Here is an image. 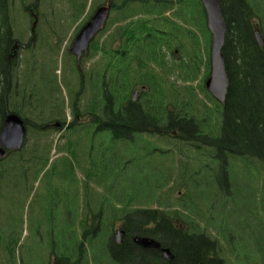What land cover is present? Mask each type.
<instances>
[{"label":"trees","instance_id":"obj_1","mask_svg":"<svg viewBox=\"0 0 264 264\" xmlns=\"http://www.w3.org/2000/svg\"><path fill=\"white\" fill-rule=\"evenodd\" d=\"M68 1L71 4L70 19L75 20V24L85 15L87 2L91 8L90 11L88 8L87 19L101 4L109 3L111 9L105 28L91 43V55L86 59L98 55L96 76L90 79L87 74V79H81L79 83H73L72 78L68 81L61 78L67 89V107L58 97V79L48 74L51 69L47 68L43 78L48 97L44 98L42 93L32 89L35 83H31L26 67L28 47L12 26V0H0V129L6 113L11 112L19 115L27 128L26 143L22 148L7 150L0 158V231L14 238L1 242L0 256L4 254V263L16 264L13 258L22 237V219L15 216V209L19 210L17 204L29 196L32 183L39 175L42 172L45 175L49 170L50 153L40 149L38 141L57 132L60 138L68 137L65 148L75 157L73 146L78 143L73 140L79 136V131L93 140L90 126L97 123L102 125L98 131L112 133L111 141L128 143L130 150L148 145L147 137L160 139L169 147L159 148L161 153L158 155L163 163L159 170L155 169L158 173L154 179L146 180L149 175L142 173L146 192L116 196L122 207H113L107 212L102 207L106 204L105 197L96 200L92 196L93 202L100 205V210H92L86 205L90 202L89 192L82 198L78 187L74 193L66 191L64 254L60 260L67 264H87L85 244H93L95 228L99 230L110 213V225L104 227V235L111 234L112 221L122 220L128 234L136 229L139 235L165 241L163 246L172 245L170 250L177 253L175 264H229L226 260L215 263L214 258L205 255L219 256L223 241L230 237L240 238L239 231L246 233L249 239L252 237L251 249L260 255L264 264V237L258 233L250 237L245 230L253 215L256 224L264 226V221L257 219L264 216V44L259 45L255 38V32L259 30L264 39V0H219L226 22L222 52L229 82L224 102L214 108L205 103L198 104L192 87L167 85L160 73L140 71L152 66L130 64L131 61H164L166 52L173 56V48H176L188 52L183 57L187 56V59L180 62L178 69L185 67L190 78L192 73L195 77L203 62L199 30L206 42L205 81L210 68V34L198 0ZM30 5L39 13V0ZM30 5H24V8ZM40 20L47 23L46 14H40ZM101 33H105L102 39ZM185 42L189 43V49ZM40 45L50 55L49 60H45L53 64L51 55L55 50L49 39L42 38ZM66 55L65 65L69 66L70 76H73L76 69L68 64L70 55ZM159 67L169 68L163 64ZM135 86L145 88L141 90L140 98L133 102ZM200 88L209 101L216 102L204 89V82ZM66 108L70 111L69 118ZM50 124L59 127L48 128ZM109 125L113 127L110 132ZM31 136L34 142L30 145ZM84 154L89 153L81 152ZM169 157L170 162H165ZM208 162L210 170L206 167ZM149 164L146 160V169ZM64 166L67 184L73 181L75 184L71 162L66 160ZM175 174L176 178H172ZM155 200L158 202L155 207H132L133 203ZM235 204L240 207L233 208ZM42 208V204L37 205V209ZM227 213L237 215L228 224L225 223ZM168 221L188 222L184 224L187 229L164 223ZM200 221L207 224L203 226ZM156 222L160 224H151ZM208 223L214 233L206 232ZM53 226L49 228L53 229ZM38 231L43 230L38 226L36 233Z\"/></svg>","mask_w":264,"mask_h":264},{"label":"rangeland","instance_id":"obj_2","mask_svg":"<svg viewBox=\"0 0 264 264\" xmlns=\"http://www.w3.org/2000/svg\"><path fill=\"white\" fill-rule=\"evenodd\" d=\"M34 0H12L11 6V18H12V26L16 33V35L21 37V41L25 42L28 40L30 36V28L33 23H35V31L36 33V40H39V44H41V40L44 37H47L50 41V46L55 50V53L51 55L54 60L53 67L55 68L56 74L58 75V86L60 90L59 98L64 100L66 106H69L68 94L67 89L63 86V82L61 78H63L64 74L62 71L65 67V63L68 60V56L66 55V51L68 46L70 45L72 28L74 27L75 20L70 19V9L71 4L68 0H39L38 5V12L40 14H46L48 19L47 23L41 22L40 19L36 21L29 16L28 12L29 9L32 8L30 2ZM90 3V2H89ZM87 2L85 7V17L79 18L77 20L79 25H81L85 19H87L88 12L90 11V4ZM24 5H30L29 8H24ZM89 8V11H88ZM31 10V9H30ZM95 10V9H94ZM92 11V13L94 12ZM91 13V14H92ZM168 16L171 17L169 14ZM205 24V22H204ZM58 28V29H57ZM57 29V33H56ZM78 29V26L76 30ZM198 30V29H197ZM208 31V30H207ZM76 32V31H75ZM74 32V33H75ZM209 32V31H208ZM106 33V32H105ZM105 33L100 34V38L102 39ZM199 43H200V58L202 59V63L199 64V69L196 72L195 77L190 78V74H187L185 70H180L177 67L181 62V60H186L187 56L185 53L187 51H178L174 52V55L171 56L170 52H166V59L169 63V70L171 74L162 73L163 78L165 79L166 84L174 83L175 86L182 88L184 86L194 87L195 90V101L198 104L205 103L211 107H218V102L209 101L205 93L201 91L204 74L206 72V58H205V49L204 46L206 42L204 40V36L198 30L197 31ZM210 34V33H209ZM57 36V37H56ZM99 36V35H98ZM53 40V41H52ZM186 47L189 49V43L185 42ZM175 48H173L174 51ZM187 49V50H188ZM209 52H210V39H209ZM65 60V62H64ZM167 63V64H168ZM59 69V70H58ZM61 69V72H60ZM167 70V69H165ZM193 78V79H192ZM64 79V78H63ZM32 81V79H31ZM73 83L74 82L73 80ZM36 91L44 92V98L48 97V89H42L41 82H36ZM49 86V85H47ZM73 87V86H72ZM60 100V99H59ZM66 115H70V111L66 108ZM91 132V129H89ZM79 136L74 139V142L78 144L73 146L76 149L74 150L75 157H72L69 154V151L65 148L66 143L69 142L68 137L60 138L57 132H53L49 134V136H44L38 141V147L45 151H49L50 158H49V170L48 172L43 175L42 172L39 177L36 179V182L32 183L33 189L28 197L22 199L18 204L17 207L19 210L15 209V216H21L22 219V237L21 240L16 248V253L13 260L16 261V264H48L49 255L52 251H55L58 246L53 245L52 248L47 244H42L37 242L35 235L36 229H38L36 223V216H37V204L40 201V198L44 195L46 189L50 182L53 180L49 179L48 174H52L53 172H57L61 168L64 170L65 166L64 163L66 160L71 162L73 166L72 176L75 178L74 181L71 182V185L66 184V191H74L78 187L79 195L84 198V194L89 192L88 199L90 197H94L96 200H103L102 197H105V211L110 212L113 207H117L121 205L118 203L116 196H123L128 195L131 193H140L143 194L146 192L147 187H145V183L143 179L142 173L147 172L149 169H146L144 166L145 161L139 164V160H125L131 157L134 153L128 148V143L121 144L116 141H111L110 136L108 133H102L100 131L92 132L94 135L93 140H89L87 135H83L81 131H79ZM27 136V134H26ZM150 141V145H145L146 148H167L169 147L168 143H164L160 139L155 137H147ZM100 141V142H99ZM34 142V138L31 136L28 140V143L31 145ZM26 143V141H25ZM92 148L90 151L89 149ZM85 153L88 151L89 154L81 155V152ZM144 150H140L136 153V155H140L141 158H145L146 154L143 155ZM153 156H157V153H152ZM90 157V158H88ZM68 158V159H66ZM150 161L149 165H152L153 168L161 167L159 155L155 159L153 157L148 158ZM165 162H170V157ZM90 166V168H88ZM140 166V169L138 168ZM89 170V171H88ZM66 175V173H65ZM176 174L172 175V178H176ZM154 174H150L148 179H154ZM248 191V190H247ZM160 194V192H159ZM209 196V195H208ZM213 197V196H212ZM120 199V198H118ZM90 201H93L91 199ZM157 200L155 202H146V203H133L132 207L134 208H148V207H155L157 206ZM117 205V206H116ZM16 207V208H17ZM240 207L239 205L235 204L233 208ZM91 209L96 210V207H92ZM233 214H225V223L228 224L232 222V219L235 218L237 215ZM55 215L57 213L55 212ZM110 213L108 217L104 221V225L100 226L98 233L91 239L93 244L89 245L88 243L85 244L86 248V261L87 264H117V262L112 258V256L106 251V242H107V235H104L106 230L104 227H109L108 219L110 217ZM264 221V216L257 217ZM112 220V219H111ZM114 222V221H112ZM111 222V224H112ZM120 222V221H116ZM206 222L200 221V224L204 226ZM257 221L254 219V215L248 219V228H245L249 236H254L255 233L264 237V226L256 224ZM207 224V223H206ZM210 223L207 225L206 232L214 233L215 230H212V226L210 227ZM63 225L58 224L57 222L53 226V230L55 235L58 236L60 231L62 230ZM49 228L48 224H43L42 229L43 231H47ZM64 225V231H65ZM240 238L233 243V247L235 251L228 250L227 246L228 243H224L221 246V251L225 253L226 261L229 264H262L260 255L251 249V245L253 243L252 237L251 239L247 238L246 233H242L239 231ZM57 240L65 239V235H61V237L56 238ZM261 240V239H260ZM58 251V250H57ZM223 252V253H224ZM237 255V256H236ZM0 259L3 260L0 264H5L4 254L0 256ZM75 260V259H74ZM8 262V261H7ZM64 263V260L61 261ZM67 264V263H65Z\"/></svg>","mask_w":264,"mask_h":264},{"label":"flooded vegetation","instance_id":"obj_3","mask_svg":"<svg viewBox=\"0 0 264 264\" xmlns=\"http://www.w3.org/2000/svg\"><path fill=\"white\" fill-rule=\"evenodd\" d=\"M38 3V2H37ZM105 4H109V3H105ZM103 5V4H101ZM34 6V5H33ZM111 6V5H110ZM31 9V10H30ZM29 9V15H31V17L36 21L37 19H40V13H36L33 11V7ZM203 9V8H202ZM204 12V11H203ZM167 15L170 14V12L166 13ZM91 16V15H90ZM89 16V17H90ZM110 16V14H109ZM205 17V16H204ZM109 18V17H108ZM89 19V18H88ZM86 19V21L88 20ZM108 20V19H107ZM85 21V22H86ZM83 22L81 25H79V22H77L74 27L72 28V34L71 35V41H70V45L71 42L73 41V38L75 37V35L77 34V32L80 30V28L84 25ZM36 23V22H35ZM35 23L32 24L31 28H30V36L28 38L26 42V46L28 47L27 51L25 52L26 57H27V61H28V65L26 66L28 68V72L30 73V77L32 79V84L36 83V82H41L42 84V89L44 88L43 84V78L45 76V74L47 73L48 69H51L50 71H48V74L53 77H56V79H58V75L56 74L55 68L53 67L54 63L52 64L50 61L48 62L45 59L49 60V53H45V50H43V47L39 44V40H36V33L37 31H35ZM107 23V21H106ZM106 25V24H105ZM206 25V22H205ZM78 26V29L76 30ZM105 28V26H104ZM102 28L99 32H97L94 37L90 40L88 47L85 51H82L80 53L79 56L70 53L69 48L70 45L67 48L66 53L68 55H70V61L68 64L72 65L74 67V69H76V74H74L73 76H70V72H69V66L64 67L63 71H62V75L64 74L63 78H65V80H70V78H72L71 81L74 80V82L79 83V81H81V79H87V74H90V79L94 78L97 74V67H98V55H94L93 58H90L89 60H86L88 56H90L91 54L90 52V48H91V43L97 39V36L100 32L103 31ZM58 29V28H57ZM57 29H56V33H57ZM76 31V32H75ZM75 32V33H74ZM57 37V36H56ZM53 41V40H52ZM174 52H177V49H174ZM51 59L53 60V58L51 57ZM184 60H181V63H183ZM188 62V60H187ZM49 63V65H48ZM167 61H159V60H154V61H131L130 64L133 65H148V66H152V68H149V70H146L145 68H142L140 71L141 72H156V73H160L161 75H163L162 73H166V74H171L169 68L167 70H163L161 69L159 66L160 64L164 65H169V63L167 64ZM159 64V65H158ZM22 66H25L24 64H22ZM178 66H174V68ZM48 68V69H47ZM186 69L185 67H183V70ZM59 70V69H58ZM61 72V69H60ZM107 73H108V69L105 70V74L104 77L105 79H107ZM209 73H210V68H209ZM43 75V76H41ZM209 76V75H208ZM206 80V79H205ZM59 82V80L57 81V83ZM205 82V81H204ZM55 85V83H54ZM144 87V86H143ZM143 87L140 89L139 86H135L134 91H137L135 97L133 98V93H132V97L131 100L134 102L136 101L138 98H140V92L141 90H144ZM192 87V86H191ZM145 88V87H144ZM194 89V87H192ZM33 90H35V92H40L42 93V91L37 90L36 91V86L32 87ZM205 89V87H204ZM206 90V89H205ZM207 91V90H206ZM208 92V91H207ZM209 93V92H208ZM44 94V92L42 93ZM210 95V93H209ZM213 99L215 101H217L214 97ZM57 103L59 101V98L57 100H55ZM218 102V101H217ZM224 102V101H223ZM223 102H218V103H223ZM69 109V108H68ZM59 111V110H57ZM12 113V112H11ZM8 114V113H6ZM5 118V117H4ZM59 125H49L48 128H58ZM85 128H87V125H84ZM89 127V126H88ZM91 129L93 128L94 132H97L98 130H100V128H102V125H98L97 123L91 124ZM111 129H113L112 125H109V132L111 131ZM92 130V132H93ZM91 132V133H92ZM26 134H27V128H26ZM59 134V133H58ZM109 136H112V133H108ZM60 136V135H58ZM94 137V136H92ZM100 142V141H99ZM25 143V141H24ZM150 145V143L148 144ZM136 146V145H134ZM22 148V147H21ZM19 150V149H18ZM140 150H144L143 151V155L146 154L145 158H141L140 155H136L137 152H139ZM7 150H5L6 153ZM134 154L127 158L125 160V163L127 160H139V164H141L143 161L148 160V158L153 157L154 159L157 156H153L152 153H161L159 148H146L144 145L137 147L134 150H131ZM207 170L211 169L210 166V162H208L206 164ZM224 168V165L221 166ZM47 168H49V165L47 166ZM63 168H61L60 170H58L57 172H53L52 174H48L49 177H53L48 186V189H46L44 195L42 196V198H40V201L37 205L42 204L43 208L42 209H37V216L36 218H38L37 221V226H39V228H42L43 224H48V226L51 228V225L55 224L56 222L60 225L62 224V230L60 231L59 235L56 236L54 235V230L48 228V230L45 231H41V232H37L35 235V238L37 240V242L42 243V244H47L52 248V245H57L58 246V252L52 251L49 255V259H48V264H65L62 263L60 260V257L64 254V252H62L63 249V243L64 240H57L56 238H60L61 235L63 234V236L65 235V231H64V225H65V218H66V184H67V180H66V175H65V171L62 170ZM140 169V168H139ZM149 170L147 171V174H156L158 173L157 170H159V165L157 168H153L152 165L149 166L148 168ZM214 177L218 176V174H213ZM220 175V172H219ZM69 184V183H68ZM71 185V184H69ZM76 192L75 189L73 191V193ZM92 199V197H90ZM90 201V200H89ZM79 205V204H78ZM88 206L92 207H96V210H100V205L99 204H94L89 202L88 204H86ZM117 206V205H116ZM120 207H122V205H119ZM104 209V206H102ZM118 207V206H117ZM94 210V209H92ZM55 212L57 213V215H55ZM116 221H120L117 222ZM112 223L110 229V235H107V242H106V251L112 256V258L117 262V264H175L173 261H175L176 257H177V253H174V251H171L170 248L172 245H170L169 243V247L168 246H163L162 243H164L165 241H159L158 239H155L153 237L150 236H144V235H139L138 231L136 229H133L131 232L132 234H128L127 233V228L123 226V221L122 220H116ZM165 224H172V225H176L179 226L181 225L182 228H184L185 230L187 229V227L184 226V224H188V222H179V221H168V222H164ZM151 224H160L159 222L156 223H151ZM0 229H1V225H0ZM13 230V229H11ZM41 230V229H40ZM43 230V229H42ZM117 232H120V235L117 236ZM98 233V228H95L94 231V235L93 237ZM135 236H140V237H149L155 241H157L160 244V247H156V246H152V247H145L142 246L137 239L135 240ZM12 239H14L13 237L10 236H6L5 234H2L0 231V245L2 244V240H6V241H12ZM233 239H235L236 241L239 239L237 237L234 238H227L228 241L224 242V243H228L229 246H227L228 250H232L235 251L234 247H233V243L235 241H233ZM209 242V239H207ZM167 242V240H166ZM162 248H168L172 254V258L171 259H167L165 258V256H163V252H162ZM223 252H224V248H223ZM222 251L219 253V256H211L209 254H204L205 257L208 256L207 258H214L213 262L215 263H219V260H226L225 258V253H223ZM236 252V251H235ZM210 253H212L210 251ZM237 253V252H236ZM238 254V253H237ZM239 255V254H238ZM237 256V255H236Z\"/></svg>","mask_w":264,"mask_h":264},{"label":"water","instance_id":"obj_4","mask_svg":"<svg viewBox=\"0 0 264 264\" xmlns=\"http://www.w3.org/2000/svg\"><path fill=\"white\" fill-rule=\"evenodd\" d=\"M203 8L206 28L210 33V73L204 82L205 89L218 102H223L228 88V75L224 64V55L222 47L226 33V22L222 15L219 0H198ZM110 4L99 5L95 8L89 19L77 32L71 42L69 51L77 56L88 47L90 40L94 35L104 28L110 14ZM255 38L259 45L264 44L263 36L259 30L255 32ZM144 89V87H143ZM137 91H134L133 98ZM26 126L23 119L16 113L5 115L2 127L0 129V158L5 154V150H18L25 141ZM117 236L120 232L116 233ZM145 247H160V244L149 238L135 236V240ZM163 256L167 259L172 258L168 248H162Z\"/></svg>","mask_w":264,"mask_h":264}]
</instances>
